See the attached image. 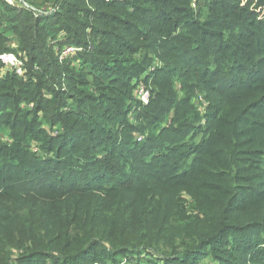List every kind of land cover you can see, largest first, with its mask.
I'll list each match as a JSON object with an SVG mask.
<instances>
[{"label": "trees", "instance_id": "16d2710c", "mask_svg": "<svg viewBox=\"0 0 264 264\" xmlns=\"http://www.w3.org/2000/svg\"><path fill=\"white\" fill-rule=\"evenodd\" d=\"M45 2L53 9L0 0V54L25 70L0 69V264H197L217 243L264 264V0ZM68 46L81 51L60 62ZM203 175L212 184L190 196L213 229L187 234L163 189L196 191ZM251 243L262 246L252 255Z\"/></svg>", "mask_w": 264, "mask_h": 264}, {"label": "rangeland", "instance_id": "374dc122", "mask_svg": "<svg viewBox=\"0 0 264 264\" xmlns=\"http://www.w3.org/2000/svg\"><path fill=\"white\" fill-rule=\"evenodd\" d=\"M26 1L27 2L30 1L31 4H29V5H32L33 7L38 6L43 11H49V10L53 9V5L51 3H46L45 0H16V3L19 6L20 3H22V2L25 3ZM9 46L11 48H16V45H14V43L9 44ZM71 61L72 62L70 63V67H74V68L80 67V65H81L80 60H71ZM155 65L160 67L162 65V62L160 60L156 59ZM6 74H8L7 70H3V72L1 73V77H4ZM147 80H149V79L146 78L145 75L142 76L140 79H138L136 81L137 88L140 85H143L150 91V87L148 85L149 83L148 84L146 83ZM177 88H178V86L176 85V89ZM135 94L137 96V92ZM150 100H151V92H150L148 103L144 106H140V108L146 107L149 104ZM192 102L194 104L196 113H198L200 115L198 123L201 121L200 125H202L204 123V121H206V119L204 117H205L206 109L208 106V102L204 96L197 94V93L195 94L194 98L192 99ZM24 106L25 105H23V104L20 105L21 109H24L25 108ZM30 109H31V107H30ZM128 118H129V122L131 124H136V119H135V116L133 114H131ZM163 127H167V125L164 123ZM44 128L46 130L47 135H49V136H55L58 133V131L56 129L49 130L47 126H45ZM192 136H194L193 131H191L188 134V137H192ZM134 137L139 142H141V141L143 142L145 135H143L141 133H136L134 135ZM200 137H201V135H198L196 137V142L199 141ZM2 138L3 139L5 138L4 134H2ZM186 140H187V138H186ZM39 146H40V144L37 145L36 143H32L30 149H31V151L35 152L39 148ZM252 175L253 174H242V176H241V174H239L238 185L242 186V187H249L250 185H253L251 182H249V181H252ZM241 177H242V179H246V181H248V182H245V181L242 182ZM211 184H212V181L209 178H207V176L203 175V176H200L199 181H197L195 183V185L198 187V190H196V191L190 189V186H192V183H190V182H187V183H184L181 185H177V186H166L167 188L163 189V191L166 194L163 195L161 200L164 201V202L163 201L162 202L166 205L167 210L172 209L173 203L171 201V197H177L178 200L180 201V204H182V209L185 211V214H184V218L186 219L185 223L188 227H190V228L186 229L187 234H190L193 231H196L199 234H201V233L208 234L213 229V228H207L205 224L200 223L204 220V215L202 214L200 209H198L197 204L195 203L196 201H194L192 196H190V192H191V194L195 193L201 199V197H203L204 189L208 188ZM217 185L219 186L220 184L217 183ZM202 205L204 208L208 207L207 204H205V202H203ZM152 212L157 213L155 210ZM159 216L162 218L161 214H159ZM156 217L158 218V216H156ZM172 225L174 227H176L175 223ZM193 227H196L197 230H194ZM215 227H216V225H215ZM177 228H179V227H177ZM185 242L188 243V241H186V240H185ZM242 244H243V242H241V246H237L236 243L233 244V246H232V247H234L233 253L236 254L237 251L242 247ZM180 247H182V245H180ZM214 247L217 248L218 250L216 251V249H213L211 246L208 247L206 249V252H203L204 254H202L200 256L197 264H254V263H250V262H246V263L238 262V261L234 260V257L227 256L223 250L224 248L220 247V244H218V243L215 244ZM261 247L262 246H259L256 243H251L250 247H249L250 248L249 249L250 255H252L258 249H261ZM249 256H248V258H249ZM130 257L131 256H126L123 260L126 261V263L130 261L129 264L142 263L141 261H137L140 258L139 257L136 258L135 254L132 256V259H130ZM145 264H149V263L145 262ZM159 264H163V262H161Z\"/></svg>", "mask_w": 264, "mask_h": 264}, {"label": "built area", "instance_id": "2783aa9c", "mask_svg": "<svg viewBox=\"0 0 264 264\" xmlns=\"http://www.w3.org/2000/svg\"><path fill=\"white\" fill-rule=\"evenodd\" d=\"M9 6H18L16 0H3ZM19 6L27 7L28 4L20 3ZM81 51V48H75L72 46L64 47L63 49L59 50L58 59L60 62H63L68 57H72ZM0 69L7 70L9 72L14 73L17 76H23L25 73L23 61L21 58L12 52L2 53L0 54ZM150 96V91L143 85H140L137 88V99L140 103L144 106L148 103Z\"/></svg>", "mask_w": 264, "mask_h": 264}]
</instances>
